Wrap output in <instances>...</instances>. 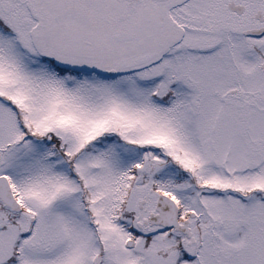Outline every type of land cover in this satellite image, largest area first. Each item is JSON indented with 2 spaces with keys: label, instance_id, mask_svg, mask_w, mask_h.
Returning <instances> with one entry per match:
<instances>
[{
  "label": "snow or ice",
  "instance_id": "obj_1",
  "mask_svg": "<svg viewBox=\"0 0 264 264\" xmlns=\"http://www.w3.org/2000/svg\"><path fill=\"white\" fill-rule=\"evenodd\" d=\"M0 264H264V0H0Z\"/></svg>",
  "mask_w": 264,
  "mask_h": 264
}]
</instances>
